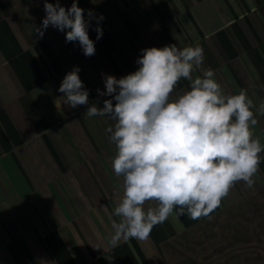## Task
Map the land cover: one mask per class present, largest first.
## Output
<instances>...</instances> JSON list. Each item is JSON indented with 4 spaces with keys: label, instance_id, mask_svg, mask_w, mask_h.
<instances>
[{
    "label": "crops",
    "instance_id": "1",
    "mask_svg": "<svg viewBox=\"0 0 264 264\" xmlns=\"http://www.w3.org/2000/svg\"><path fill=\"white\" fill-rule=\"evenodd\" d=\"M60 2L67 8L72 0ZM79 6L86 19L87 10L95 14L91 57L51 26L37 38L43 0H0V264H264V152L253 186L236 183L210 217L174 213L146 240L112 246L113 212L123 196L107 132L115 121L87 117L88 105H64L58 91L78 66L89 103L99 99L103 107L110 97L98 98L102 74L134 72L144 48L199 44L205 58L193 75L211 68L225 93L245 89L258 107L264 0H79ZM186 90L189 82L181 80L174 96ZM256 118L254 135L264 144V116Z\"/></svg>",
    "mask_w": 264,
    "mask_h": 264
},
{
    "label": "clouds",
    "instance_id": "2",
    "mask_svg": "<svg viewBox=\"0 0 264 264\" xmlns=\"http://www.w3.org/2000/svg\"><path fill=\"white\" fill-rule=\"evenodd\" d=\"M45 16L35 28L43 38L49 26L65 34V42H78L83 55H95L89 36L94 12L72 0L70 7L43 0ZM96 18L97 40L103 35ZM138 68L117 78L102 74L104 90L89 103V90L74 66L58 88L71 108L88 105L87 117H108L116 147L112 170L123 178V196L114 208L109 243L135 238L146 240L153 228L171 215L191 220L210 217L238 182L249 188L259 170L264 144L254 135L257 114L264 116V102L257 107L245 89L227 94L208 68L193 75L204 61L199 44L182 49L175 44L141 49ZM181 80L190 90L175 95ZM61 106H59L60 109ZM150 205L145 207V205ZM154 205V206H151Z\"/></svg>",
    "mask_w": 264,
    "mask_h": 264
}]
</instances>
